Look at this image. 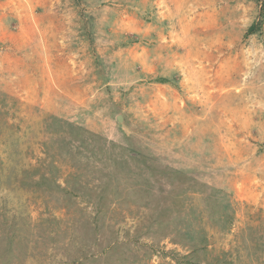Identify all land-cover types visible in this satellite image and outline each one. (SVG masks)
I'll return each mask as SVG.
<instances>
[{"label": "rangeland", "instance_id": "1", "mask_svg": "<svg viewBox=\"0 0 264 264\" xmlns=\"http://www.w3.org/2000/svg\"><path fill=\"white\" fill-rule=\"evenodd\" d=\"M0 264H264V0H0Z\"/></svg>", "mask_w": 264, "mask_h": 264}, {"label": "crops", "instance_id": "2", "mask_svg": "<svg viewBox=\"0 0 264 264\" xmlns=\"http://www.w3.org/2000/svg\"><path fill=\"white\" fill-rule=\"evenodd\" d=\"M118 55L120 56V51L118 52ZM43 81L45 82V79L41 78V80H40V84H41ZM158 87L161 88V89H163L164 91H168L169 93H172V94L174 93V91H173L171 88L167 87L166 84H159ZM28 92H29V91H28ZM171 99H172V98H171ZM174 99H177L176 96H175ZM173 102H175V101H173Z\"/></svg>", "mask_w": 264, "mask_h": 264}, {"label": "trees", "instance_id": "3", "mask_svg": "<svg viewBox=\"0 0 264 264\" xmlns=\"http://www.w3.org/2000/svg\"><path fill=\"white\" fill-rule=\"evenodd\" d=\"M254 32V24H251L249 27H248V29H247V33L248 34H251V33H253Z\"/></svg>", "mask_w": 264, "mask_h": 264}]
</instances>
